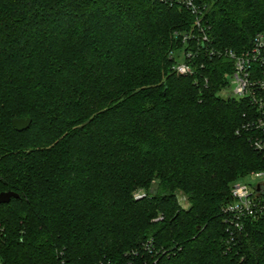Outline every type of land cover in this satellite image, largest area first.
Masks as SVG:
<instances>
[{
  "label": "trees",
  "instance_id": "1",
  "mask_svg": "<svg viewBox=\"0 0 264 264\" xmlns=\"http://www.w3.org/2000/svg\"><path fill=\"white\" fill-rule=\"evenodd\" d=\"M198 2L215 48L264 32V0ZM192 27L154 0H0V193L18 195L0 204V264H139L148 240L158 264H264V221L226 251L230 189L264 160L250 106L219 96L231 61L174 72L201 49L180 40Z\"/></svg>",
  "mask_w": 264,
  "mask_h": 264
},
{
  "label": "built area",
  "instance_id": "2",
  "mask_svg": "<svg viewBox=\"0 0 264 264\" xmlns=\"http://www.w3.org/2000/svg\"><path fill=\"white\" fill-rule=\"evenodd\" d=\"M170 7H178L193 16L192 29L182 34L183 44L195 43L201 46L198 50L187 46V50L178 56V63L173 66L179 76L194 74L191 64L197 54L209 58H225L231 61L232 71L228 77L227 88H231V97L245 101L250 109L245 114L242 129L247 132L252 149L264 160V32L253 36L250 46L240 52L228 48H215L209 36L210 25L205 19V7L198 0H154ZM256 183H235L230 189V201L225 208L224 222L228 224L226 232V251L231 250L235 239L245 233L246 224L250 221H264V169L248 174ZM142 195L137 194L135 198ZM184 201V199H183ZM161 219V218H158ZM143 258L139 264H158L157 254L164 251L156 248L148 240L142 246Z\"/></svg>",
  "mask_w": 264,
  "mask_h": 264
},
{
  "label": "water",
  "instance_id": "3",
  "mask_svg": "<svg viewBox=\"0 0 264 264\" xmlns=\"http://www.w3.org/2000/svg\"><path fill=\"white\" fill-rule=\"evenodd\" d=\"M30 123H31L30 118H26V119L25 118H16V119H13L11 122L12 127L18 132H21V131L28 129L30 126ZM12 198H18V195L14 192H2V193H0V204L9 203V201Z\"/></svg>",
  "mask_w": 264,
  "mask_h": 264
},
{
  "label": "rangeland",
  "instance_id": "4",
  "mask_svg": "<svg viewBox=\"0 0 264 264\" xmlns=\"http://www.w3.org/2000/svg\"><path fill=\"white\" fill-rule=\"evenodd\" d=\"M233 86H231V88H226V90H223L219 93V96L222 97V98H228V97H231V89H232ZM256 183L257 181L256 180H253L251 177H249L248 175L243 177V178H240L238 179L235 183ZM234 183V184H235ZM137 193H135L134 196H136ZM182 203H184V201H182ZM246 234V233H244Z\"/></svg>",
  "mask_w": 264,
  "mask_h": 264
}]
</instances>
